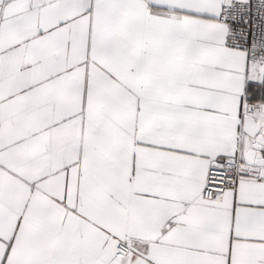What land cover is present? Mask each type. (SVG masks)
<instances>
[{"label": "snow or ice", "instance_id": "1", "mask_svg": "<svg viewBox=\"0 0 264 264\" xmlns=\"http://www.w3.org/2000/svg\"><path fill=\"white\" fill-rule=\"evenodd\" d=\"M0 264H264V0H0Z\"/></svg>", "mask_w": 264, "mask_h": 264}]
</instances>
